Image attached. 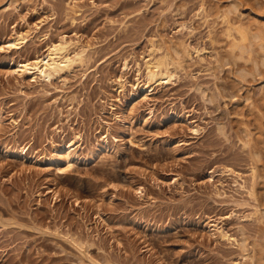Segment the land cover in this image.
<instances>
[{
	"label": "rangeland",
	"instance_id": "rangeland-1",
	"mask_svg": "<svg viewBox=\"0 0 264 264\" xmlns=\"http://www.w3.org/2000/svg\"><path fill=\"white\" fill-rule=\"evenodd\" d=\"M202 1L0 0V264H243L255 248L263 263L264 0ZM200 3L209 27L192 21ZM222 10L255 34L250 55L230 49ZM182 21L205 51L132 87ZM60 40L84 61L49 82L16 74Z\"/></svg>",
	"mask_w": 264,
	"mask_h": 264
},
{
	"label": "bare ground",
	"instance_id": "bare-ground-1",
	"mask_svg": "<svg viewBox=\"0 0 264 264\" xmlns=\"http://www.w3.org/2000/svg\"><path fill=\"white\" fill-rule=\"evenodd\" d=\"M202 2H204V0ZM235 8L236 7H233L232 9L235 10ZM232 9H231V11H233ZM229 13H230V11H225V10L224 11L222 10V12L220 13V17L222 19V22L225 24L224 34H225L226 38L230 40L229 42H231V43H229V44H231V45H229L231 47L230 49H232L234 51H235V49H237V51L239 50L240 51L239 53L242 55V53H244V52L247 53L249 51L248 50L249 49L248 39L252 38V37L254 38L255 34L253 33V36L251 35L252 37H248V33H247L246 29L242 28L239 25H235L234 22L233 23L230 22L231 21V20H229L230 18L228 19ZM192 18H193L192 21L195 19H199V20H202L206 26H208V15L206 13V8H205L203 3H200L199 6H197V9L193 13ZM208 31H209L208 37L210 38L211 32H210V30H208ZM194 32H195V28L192 26L191 21L190 22L189 21L188 22L182 21L178 24V30H177L178 35L181 36L180 39H176V40L174 39L173 40V38H170L169 40L168 39L165 40V38H162L159 42L151 41V46L149 48L148 54H147L146 58L143 59L142 64L141 63L135 64L137 74H136L135 83H133V84L131 83V86L132 87L136 86V88L140 87V88L144 89V91L146 93H149V92H152L154 90V87L157 84L161 85V84L171 83L174 80V78H176L177 72L184 70L186 62L188 61V59L192 58L193 53L196 54V56H199L200 52L205 51L204 48L197 49V48L193 47L190 43H187L186 41H184L182 39V38H186V37L190 38L194 34ZM233 32L237 33L238 38L233 36ZM257 36H260V35H257ZM256 39H258V38L256 37ZM10 40H11V38H10ZM23 40H24V38L18 39V41H21V42ZM16 42L12 41L10 43H7L8 44L7 49L16 48L21 44V42L20 43L19 42L16 43ZM4 45H6V44H4ZM68 47H69V45H68L67 41L60 40V42H58L56 44H51V46L47 50L48 52L45 55H43V57L40 58L39 56H36L35 59H33V60H29L27 58L23 62L18 63L17 69L15 68L16 70L14 69V67H13V69L18 76H23V77L28 76V77L33 78V80H35L34 78L40 77V78L49 82L52 79L56 78L57 76H60V74L64 70L69 69L74 63H76V62L82 63L84 61V51L75 53L73 57H70L67 54ZM250 47H251V45H250ZM250 52H251V50H250ZM234 54H235V52H234ZM248 55H250V54H248ZM232 57H234V56L232 55ZM16 62L17 61H15V63ZM129 69H130L129 63L127 61H125L123 63V69H122L123 75L128 73L127 71H129ZM142 70H144L143 73H142ZM11 71H12V69L10 70V72ZM127 84H128V82H126V79H124V76H120L119 80H118V89L120 90L119 91L120 93L123 92L125 88L127 89V87H126ZM131 86H129L130 89H131ZM142 89H141V91H142ZM143 97H145V96H143ZM141 98H142V96H141ZM76 139H80V137L77 136V137H75V140ZM245 145H246V143H245ZM73 146H74V144L71 143L68 146L67 150H70V148H72ZM255 170H256L255 168L251 170L253 178H255V176H256ZM229 171H231V170H229ZM253 180H255V179H253ZM254 183L255 182H252L249 185L248 194L252 199H254L256 201L258 198L257 197L258 194H256V191L254 189ZM259 192H261V191H259ZM263 194H264V192H263ZM259 195H262V194L260 193ZM257 202H259V201H257ZM258 209H259L258 207L255 208V212H254L255 216L257 214V217H255V218L257 220V223H260L262 226H264V213L259 212ZM263 230H264V228H263ZM222 236H226V235L222 234ZM246 248L243 250H246ZM252 250H251V252H252ZM259 250L260 249L255 248L256 252H258ZM262 251L263 250H261V252ZM256 252L253 251L252 255H248L247 251H246L245 252L246 255L242 257L243 258V264H264V261L262 263V260H261V256H263L262 255L263 252H262V254H260V251L258 252L259 256L261 255L260 257L256 254Z\"/></svg>",
	"mask_w": 264,
	"mask_h": 264
}]
</instances>
